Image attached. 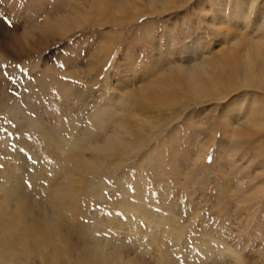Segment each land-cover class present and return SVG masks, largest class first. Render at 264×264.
Wrapping results in <instances>:
<instances>
[{
	"label": "rangeland",
	"instance_id": "obj_1",
	"mask_svg": "<svg viewBox=\"0 0 264 264\" xmlns=\"http://www.w3.org/2000/svg\"><path fill=\"white\" fill-rule=\"evenodd\" d=\"M249 1L203 0L198 6L197 0H158L157 12H150L145 0H125L117 4V9L151 14L122 24L124 15L115 11L113 16L119 19V24L92 26L87 25V19L92 22L96 8L89 6H97L96 2L0 0V48L6 49L4 56L0 49V91L7 86L6 91L26 110L29 119V128L21 129L22 125L11 119L10 106L0 111V151L13 152L18 138L22 136L30 141L27 136L37 133L32 121L35 113L26 109L22 95L37 104V111L51 126L59 121L74 122L75 126L77 122L91 124L88 114L101 106L103 112L118 111L120 120V115L133 112L138 104L142 109L136 112L137 117L151 121L155 126L153 132L164 131L141 152L147 160L162 159L167 170L161 174L151 171L148 164L140 168L129 162L124 170L143 173L141 187L143 183L155 199L153 208L160 206L161 212L171 213L172 226H183L179 238L182 248L179 245L178 249L174 235L173 241L169 239L165 244L170 252L165 264L197 261L196 255L208 243L203 238L208 235L221 236L232 251H242L248 263L264 264V161L261 159L264 136L257 138V132L245 136L264 116L259 101L263 94L257 96L253 87L238 75L244 48L249 38L253 40L258 33L235 25L236 20H242L234 19L232 14L237 4L248 12ZM263 1L257 0L255 4L256 11L250 18L253 25L257 24V10ZM105 8L108 10L110 6L106 4ZM47 14L57 30L48 27ZM61 17L65 20L64 29L59 30V23L54 21L59 22ZM48 30L56 31L54 38L34 40L48 35ZM245 33L250 37L246 38ZM256 37L254 43L260 40ZM15 43H20L18 46L30 54L25 56L21 49L19 57L14 58L11 51ZM221 71L228 75L220 78ZM52 73L67 81L72 89L70 100L63 99L55 86L46 84L43 90L37 87L39 77L49 78ZM81 76L87 81H80ZM214 82L217 88L211 90ZM234 88L237 89L233 91ZM77 90L81 92L82 106L75 99ZM194 101L201 104L182 110ZM176 110V114L182 112L163 128L164 122L159 120L162 113ZM115 123L113 120L112 124ZM42 146L45 152L46 147ZM22 151L31 157L24 147ZM46 154L44 160L51 157L47 160L49 169H57L58 153ZM137 160L142 162L144 158ZM111 189L106 190L111 192ZM106 190L98 200L103 206L108 205ZM140 235L141 232L135 234ZM191 248L194 252L185 255L183 251ZM150 254L141 253V259L146 260ZM222 255L225 252L219 251L217 256Z\"/></svg>",
	"mask_w": 264,
	"mask_h": 264
},
{
	"label": "bare ground",
	"instance_id": "obj_2",
	"mask_svg": "<svg viewBox=\"0 0 264 264\" xmlns=\"http://www.w3.org/2000/svg\"><path fill=\"white\" fill-rule=\"evenodd\" d=\"M124 1L86 0L93 4L97 3V6H89L96 9L93 11L91 8L94 18L91 19L92 22L87 19L89 23L87 25L103 26L120 22L126 24L131 19L138 21L149 16L154 10L157 12L155 5L159 3L158 0H145L150 12L130 13L128 8L117 9V4ZM256 2L257 0H251L249 11L246 13L241 4H237L232 14L234 19L242 20H236L235 25H240L244 31L258 33L257 37L260 39L254 43L256 36L253 40L249 38L240 59L241 73L238 75L242 76L245 84L253 87L257 96L263 94L258 98L261 102L260 110L264 114V4L258 7V21L253 25L250 18L256 11ZM106 4L110 6L108 10L105 8ZM197 4L202 5L203 0H197ZM115 11L124 15L120 22L113 16ZM51 19L47 14L48 27L57 30ZM63 21H65L63 17L59 22L54 21L59 23V30L64 29ZM54 30H48V35L34 40L46 41L54 38V32L56 33ZM244 36L250 37L247 33ZM18 44L15 43V48L11 51L14 58L19 57L18 52L21 49L25 56L30 54ZM0 49L1 54L6 50L2 47ZM199 67L205 69L203 63H200ZM45 70L48 71L46 67ZM54 75L52 73L49 78L47 75L45 78L39 77L37 87L40 86L43 90L46 84L47 87L55 86L53 88L60 89L63 99L70 100L72 89L69 88L67 81ZM226 75L227 72L219 73L220 78H225ZM64 76L69 75L64 73ZM78 78L80 81H87L86 77ZM215 84V82L212 84L211 90L217 88ZM6 87L0 91V111L5 106H10L9 113L14 123L22 125L21 129L29 128L26 110L13 101ZM106 96L105 93L103 97ZM75 99L76 102L80 101L79 104L82 106L79 90L75 91ZM22 100L26 109L35 113L32 121L37 133H30L27 136L30 141L22 139V136L18 138L14 153L7 149L6 152L0 151V264H165L170 253L165 244L169 239L172 240L174 235L179 249L183 226L181 224L172 226L171 213L161 212L160 206L157 209L153 208L156 207L155 199L145 190L143 183L141 187L143 173L132 174L124 170L129 162L134 167L142 168L148 164L146 166L151 167L153 172L161 174L166 172L167 168L162 159L153 162L156 157L147 160L148 158L141 152L148 148L151 139L159 137L164 131L156 129L153 132L155 126L151 121L137 117L136 112L142 109L138 104H135L136 107L131 113L121 116L119 112L120 120L118 111L103 112L101 106L99 110L96 108L95 112L88 114L92 120L91 124L77 122L75 126L74 122L66 124L58 120L55 126H51L50 121L37 111L39 108L37 104L29 102L27 95H22ZM199 104L201 102L194 101L182 110ZM178 110L162 113L159 120L164 122L163 128L177 119L182 112L180 110L176 114ZM113 120L117 123L112 124ZM224 126L231 127L226 124ZM60 130L62 132L58 134ZM65 131L63 138L61 135ZM253 132H257V135L255 134L257 138L259 135L264 136V116L254 123L252 130L248 129L245 136L252 135ZM236 133L235 131L231 137L234 138ZM42 145L46 147V153L49 151L58 153L57 169H49L47 160L51 157L43 159L47 154L43 152ZM23 147L32 158L22 151ZM138 157H143L144 160L138 162ZM261 159L264 161L263 155ZM130 184H133V187ZM106 189L112 191L107 192ZM105 190L107 206L98 202L103 198L101 193ZM139 232L141 235L136 237L135 234ZM220 238L221 236L213 238L212 235L203 238L208 243L205 247L201 246L202 253L196 255L197 261H189L190 264H203V261L206 264H250L242 251H232L229 246L227 247V241ZM137 251L140 254H151L146 260H142ZM192 251L194 252L193 248L183 252L189 256ZM219 251H224L225 255L217 256Z\"/></svg>",
	"mask_w": 264,
	"mask_h": 264
}]
</instances>
